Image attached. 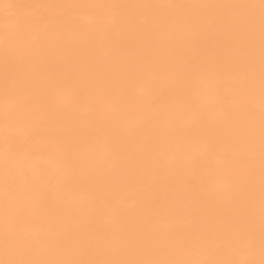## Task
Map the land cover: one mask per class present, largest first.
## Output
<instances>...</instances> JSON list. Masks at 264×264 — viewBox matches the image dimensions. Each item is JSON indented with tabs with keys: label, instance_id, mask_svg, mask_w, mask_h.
<instances>
[{
	"label": "snow or ice",
	"instance_id": "1",
	"mask_svg": "<svg viewBox=\"0 0 264 264\" xmlns=\"http://www.w3.org/2000/svg\"><path fill=\"white\" fill-rule=\"evenodd\" d=\"M8 7L15 12L5 18L0 39V89L5 101L0 118L4 219V258L0 264H264V0L258 5V197L255 18L237 11L257 5L36 3ZM164 7L223 10L222 14L196 19L161 18L155 26L156 31L167 33L170 28L191 25V32L182 34L173 46L174 54L185 44L199 48L197 34L207 35L211 42L210 48L184 55L181 65H170L168 72L178 76L183 99L176 104L175 114L166 117L167 123L158 134L140 137L142 148L151 154L150 165L156 176L144 173V187L137 189V197L163 183L186 189L185 203L168 210L171 222L155 235L153 226L158 220L141 222L132 230L108 232L103 225L105 214L111 215L114 225L119 224L126 214L123 195L134 185L110 182L112 191L106 194L109 185L92 180L78 191L82 170L78 171L79 162L73 153L63 148L74 131L68 128V120L79 119L77 106L85 92L94 105H102L106 96L114 98L111 112L90 114V134L80 141V148L85 155L102 149V157L110 160L115 171L128 143L121 113L132 115L137 134L151 133L154 128L153 120L143 111L147 97L129 92L126 75L102 88L91 80L84 87L77 73L57 81L44 73L55 70L51 60L61 51L69 64L80 59L68 39L69 33L84 28L73 16L74 10L92 8L101 16L105 9L114 10L108 34L115 38V30L123 24L130 33L140 34L158 47L159 41L143 32L155 23L153 17L147 11L129 16L125 10ZM171 39L175 40V33ZM153 84L146 77V91ZM214 104L224 110V118L218 122L206 119ZM54 142L59 158L54 168L46 167L40 161ZM168 156L175 163L165 166L162 161ZM217 156L222 157V166L213 164ZM197 171L217 181L210 196L193 191L202 187L192 174ZM69 197L81 204V214L72 222L64 212ZM140 207L142 210L143 201ZM136 249L142 255L131 256ZM257 250L259 260L255 258ZM66 252L77 256H66Z\"/></svg>",
	"mask_w": 264,
	"mask_h": 264
},
{
	"label": "bare ground",
	"instance_id": "2",
	"mask_svg": "<svg viewBox=\"0 0 264 264\" xmlns=\"http://www.w3.org/2000/svg\"><path fill=\"white\" fill-rule=\"evenodd\" d=\"M36 3H76V4H156V5H194V4H254L255 8L237 10L242 16H251L255 18L253 55L255 58V68L257 74V94L255 104V125H256V145L255 156L257 161L255 183L257 197L259 193V94H258V76H259V3L260 0H0V39L5 31V18L14 14L15 9L9 8L11 4H36ZM147 11L153 17L154 24L147 26L143 32L150 35L151 38L159 41V46H153L150 39H145L140 34H132L126 25H121L116 29L115 38L108 34V30L112 24L114 10L105 9L102 16L98 14L96 9L84 8L73 11V16L79 24L84 25L82 30L69 33L68 39L71 41L72 49L75 54L80 57L79 61L72 65L67 62V57L63 51L54 56L51 63L55 65V70L45 72L44 75L53 81L62 80L70 73H77L80 83L87 87V81L91 80L99 87L107 88L109 84L120 76L128 77V90L135 96H146L147 100L144 105L145 115L153 120L154 128L151 133L137 134L134 131V119L131 114L121 113L124 118L122 123V132L128 137V143L123 146L119 155L120 167L113 171L110 167V160H105L101 153L102 149H95L87 155L82 153L80 141L90 134L88 127V119L94 111L97 114L109 113L115 107L114 98L112 96L104 97L102 105H94L88 94L85 92L77 106L79 119L68 120V128L73 129L63 143V148L70 150L74 157L78 159L80 175L76 184L77 190H82L87 183L95 180L96 182L109 185L111 194L112 183L119 180L120 183L134 185L133 188L126 191L122 198V206L126 209V214L121 218L119 224H113L110 214L106 213L103 218V225L108 232L132 230L141 222L149 220H158L154 224V235L167 228L171 222L168 210L172 208H180L184 205V196L186 189L176 186L175 188L160 183L156 188L147 192H141L140 197L136 195L137 189H143L144 173L147 171L153 178L156 176L155 169L151 167V154L142 148L141 135H156L163 129L167 123L166 117L175 114L176 104L183 99V93L179 87L178 76L168 72L170 65L177 66L182 64L184 55L188 53L195 54L201 49L210 48L211 42L207 35L197 34L199 48L192 49L190 44H185L174 54L172 49L177 44L182 34L191 32V25H185L183 29L176 27L170 28L167 33L155 30L156 23L161 18H200L222 14L223 10L219 9H198V8H158L151 10L128 9L125 10L126 15H139ZM39 26H37L38 28ZM12 27L9 26V31ZM175 33V40L171 39ZM191 38V37H189ZM72 49H69L71 51ZM140 73V75H136ZM3 71L0 67V86H2ZM146 77H150L154 84L146 91ZM226 87H231L230 81L226 80ZM5 108V101L0 89V118ZM164 114V115H161ZM243 120L241 114L236 113ZM224 118V110L218 104L209 110L206 119L208 121H221ZM2 119H0V173L3 168V144H2ZM59 158V148L54 142L51 151L41 158L40 163L46 167L54 168ZM131 163V167L129 164ZM165 166L175 163L171 156L162 161ZM217 167L222 166L223 159L217 156L213 161ZM196 176L198 182H202V187L193 189L197 194L210 196L215 188L217 181L204 177L201 173H192ZM56 183V180L53 181ZM116 190H119L117 186ZM140 201H143V209L141 210ZM65 216L69 222L79 218L81 214V204L79 199L68 198L64 205ZM3 186L0 182V259L4 258L3 251ZM259 223L257 219V233ZM64 255L77 256L75 252L64 253ZM135 257L142 255L136 249L130 252ZM255 258L259 260V251L257 250Z\"/></svg>",
	"mask_w": 264,
	"mask_h": 264
}]
</instances>
